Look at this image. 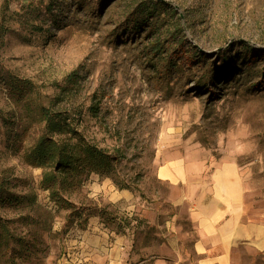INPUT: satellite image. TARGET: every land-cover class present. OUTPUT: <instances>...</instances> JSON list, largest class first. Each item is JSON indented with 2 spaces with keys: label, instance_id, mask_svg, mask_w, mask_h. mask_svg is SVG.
I'll use <instances>...</instances> for the list:
<instances>
[{
  "label": "rangeland",
  "instance_id": "rangeland-1",
  "mask_svg": "<svg viewBox=\"0 0 264 264\" xmlns=\"http://www.w3.org/2000/svg\"><path fill=\"white\" fill-rule=\"evenodd\" d=\"M10 80L32 91L12 97ZM43 108L75 130L55 140L107 155L102 174L60 192L73 209L51 198L44 170L24 158L46 132ZM174 157L235 161L251 188L248 208L264 214V0H0V183L6 197L37 199L33 211L0 207L21 240L0 264H62L72 230L92 215L131 236L128 264L170 256L169 225L192 230L157 179ZM92 176L128 191L140 212L90 198Z\"/></svg>",
  "mask_w": 264,
  "mask_h": 264
},
{
  "label": "crops",
  "instance_id": "crops-1",
  "mask_svg": "<svg viewBox=\"0 0 264 264\" xmlns=\"http://www.w3.org/2000/svg\"><path fill=\"white\" fill-rule=\"evenodd\" d=\"M157 179L174 190L172 202L185 206L192 230L169 225L170 256H154L153 264H260L264 261V214L254 215L247 206L251 190L233 160L209 162L189 157L164 159ZM92 199L121 205L133 215L136 199L118 190L108 179L92 176L86 186ZM131 236L107 227L99 215L75 227L62 264H128ZM264 264V263H263Z\"/></svg>",
  "mask_w": 264,
  "mask_h": 264
},
{
  "label": "trees",
  "instance_id": "trees-1",
  "mask_svg": "<svg viewBox=\"0 0 264 264\" xmlns=\"http://www.w3.org/2000/svg\"><path fill=\"white\" fill-rule=\"evenodd\" d=\"M75 77L76 74L70 75L68 84H76ZM32 86L33 84L28 81L10 80L6 88L12 97L18 98L16 95L31 92ZM41 118L45 122L46 132L34 146L26 149L24 158L29 165L44 170L43 185L46 190L50 191L51 198L59 204L63 203L67 208L73 209V205L69 201L60 198V192L71 194L81 187L92 173L102 174L107 155L89 143L72 142V139L63 142L55 140L52 137L54 134L75 133L68 118L64 117L62 113L55 112L50 108H43ZM6 192L4 185L0 183V207L6 200L11 203L15 202L22 209L29 211H33L37 206L35 195L16 196L14 194L6 197ZM12 223L13 221H8L0 215V260L7 258V253L13 250L15 243L17 245L21 243L12 229ZM8 259L12 264L14 263L12 256Z\"/></svg>",
  "mask_w": 264,
  "mask_h": 264
}]
</instances>
